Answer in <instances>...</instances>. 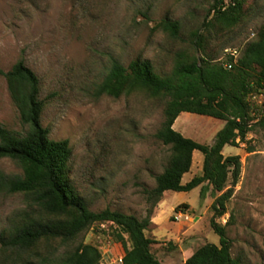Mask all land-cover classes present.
<instances>
[{"label": "rangeland", "instance_id": "1", "mask_svg": "<svg viewBox=\"0 0 264 264\" xmlns=\"http://www.w3.org/2000/svg\"><path fill=\"white\" fill-rule=\"evenodd\" d=\"M213 0H0V68L23 60L40 79L44 102L42 124L55 140L69 139V176L91 210L107 208L139 218L150 216L152 251L164 264H183L189 249L219 244L211 226L214 197L170 191L154 203L146 190L169 164L171 148L158 137L167 100L137 90L118 98L95 95L114 60L128 65L149 59L160 75L170 74L180 56L225 62L227 50L241 55L264 25V0H246L240 20L229 26L210 12ZM179 23L178 35L165 31L163 20ZM174 128L187 137L212 144L225 121L182 112ZM0 125L25 135L24 124L7 80L0 74ZM246 142L227 145L224 153L242 157V175L217 221L226 225L232 254L242 264H264V127L251 123ZM249 147L254 150L249 152ZM204 154L194 152L184 181L202 173ZM0 169L21 174V167L0 157ZM27 196L0 191V264H55L81 242L113 244L108 229L95 224L76 239L43 240L30 250L5 248L3 236L28 208ZM190 206L187 210L185 205ZM167 205V206H166ZM182 212V218L175 215ZM186 216L189 218L186 219ZM111 230V228H110ZM118 251V250H117ZM111 252V251H110ZM119 264V263H114Z\"/></svg>", "mask_w": 264, "mask_h": 264}, {"label": "trees", "instance_id": "2", "mask_svg": "<svg viewBox=\"0 0 264 264\" xmlns=\"http://www.w3.org/2000/svg\"><path fill=\"white\" fill-rule=\"evenodd\" d=\"M246 0H213L210 12L229 26L240 20ZM160 26L177 36L179 23L169 19ZM181 55L173 71L160 75L151 60L135 59L128 65L114 60L95 95L120 97L143 90L154 97L167 100L165 120L157 137L171 148L169 164L155 176L157 185L146 190L154 203L167 192H188L200 187L205 198L211 192L213 216L211 226L220 236L219 244L205 242L197 247L183 264H242L232 254L233 242L226 225L217 218L227 213V203L242 175V157L225 155L227 145L238 147L245 143L252 129L248 95L264 87V25L256 38L249 42L237 61ZM232 63V68L227 66ZM10 95L20 112L21 120L29 126L25 135H19L0 125V157H8L22 169L21 174H8L0 169V191L27 196L28 208L20 212L3 236V246L30 250L43 240L76 239L95 224L106 223L108 236H113L124 264H163L152 251L156 240L147 233L152 218H139L109 208L96 212L90 209L69 176L72 148L69 139L50 138L42 124L44 102L40 98V79L23 60L10 70L0 68ZM182 112L197 113L225 121L212 144L199 142L174 128ZM264 127V119L259 121ZM204 154L202 173L184 182V176L193 165L194 152ZM249 152L254 150L249 147ZM190 210L189 205H185ZM111 228V230H110ZM101 244L81 242L65 253L55 264H101Z\"/></svg>", "mask_w": 264, "mask_h": 264}, {"label": "built area", "instance_id": "3", "mask_svg": "<svg viewBox=\"0 0 264 264\" xmlns=\"http://www.w3.org/2000/svg\"><path fill=\"white\" fill-rule=\"evenodd\" d=\"M229 54L233 55L235 58V61L238 59V51L237 50H227ZM227 66L229 68H232V63H227ZM249 105H250V113L252 115V120L250 123H255L259 122L260 120L264 119V87L260 88L257 91H253L248 95L247 98ZM182 212L177 213L175 215L176 220H180L182 218ZM189 217L186 216V219ZM102 227H106V223H100ZM114 249L111 248V245H109L106 248V251H102V261L101 264H114V263H119V264H124L123 260V255L119 254L117 252V244H113ZM111 251V252H110Z\"/></svg>", "mask_w": 264, "mask_h": 264}, {"label": "crops", "instance_id": "4", "mask_svg": "<svg viewBox=\"0 0 264 264\" xmlns=\"http://www.w3.org/2000/svg\"><path fill=\"white\" fill-rule=\"evenodd\" d=\"M176 122V121H175ZM175 125H176V123H174ZM225 149V148H224ZM223 152H224V150H223ZM225 154V153H224ZM225 155H228V154H225ZM184 182H187V181H184ZM169 192H167L166 194H165V197L167 196V194H168ZM164 197V198H165ZM164 198L161 200V204L162 203H164ZM167 206V205H166ZM152 222H155V220H152ZM117 248H118V246H117ZM190 251H189V253L187 254V256H185L184 257V259H183V263L185 262V260L193 253V249H189ZM161 261H162V263L164 264V260L163 259H160Z\"/></svg>", "mask_w": 264, "mask_h": 264}]
</instances>
